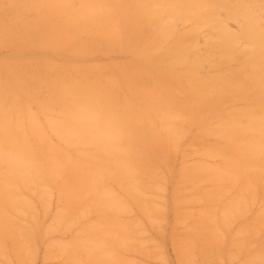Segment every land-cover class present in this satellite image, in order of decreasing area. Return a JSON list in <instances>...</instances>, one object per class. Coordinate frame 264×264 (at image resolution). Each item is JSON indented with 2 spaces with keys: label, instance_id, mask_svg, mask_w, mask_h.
I'll use <instances>...</instances> for the list:
<instances>
[{
  "label": "rangeland",
  "instance_id": "1",
  "mask_svg": "<svg viewBox=\"0 0 264 264\" xmlns=\"http://www.w3.org/2000/svg\"><path fill=\"white\" fill-rule=\"evenodd\" d=\"M162 2L165 4L167 0ZM142 3L146 8L148 5L146 6L145 3L149 4L150 0L148 2L147 0L144 2L141 0H0V95L4 97V100L2 98L0 100L2 103L0 109L2 107V113L8 109L5 114L9 113L7 116H10L8 119L10 121L6 120L7 123L9 122V130H16L14 127L20 126L17 129L21 134H25L22 137L24 139L22 145L26 147L27 154L31 148L29 162L34 165V160L40 156L38 165L43 167L37 165V172H40V174L38 172L39 177H44V179L40 178V181L44 180L40 185L44 188L42 193L41 188L40 191L38 187L34 190L33 185L39 180L38 178L35 182H28L26 191L23 188L27 182L22 183L25 184L23 188L20 186L21 183L15 182L16 188H19L15 190L21 191L19 197V194L16 195L19 191L10 192L15 187H13L14 182L10 181L7 175L11 166L0 158V184L5 183L7 187H13L7 189L10 195H2L7 191L6 188L5 191L2 190L0 199H4L6 195L11 198L7 199L8 205L5 203L7 208L11 206V200L16 196L18 201L20 199L22 201L19 203L16 198V202L12 205L17 203L19 207L16 204L18 208L15 205L13 210L3 205L5 212L10 213L8 214L10 216H7L11 219H7L6 213L2 210L1 214L5 215V218H2L7 221L6 224L8 223L9 226L10 223L11 226L16 222L20 225L19 228L16 227V231H10L4 227V223L3 229L8 231L6 235L0 228L2 231L0 264H264V151H257L254 154L250 152V155H254L257 159L252 160L251 163L249 157L245 156L249 151L244 144L249 138L258 137L264 128V101H262L264 93H255L253 89L252 94V88L248 85L249 75H246L253 73L251 69L247 71L248 67L254 65L256 67V64L258 73L264 69L261 66L264 63V50L257 57L252 55L258 47L261 49L259 52H262L264 44L255 45L248 39L241 38L240 41L238 40L239 43L225 47L222 44V36L219 37L220 31L216 27L214 29V26L209 25L212 27L210 28L208 24L203 26L192 24L194 20H184V17L180 19L179 16L175 18L172 15L174 17L171 18L169 14L166 15V11H163L160 15L162 20L176 31L169 33L163 31L160 25L159 27L146 25V30L150 28V32L148 30L147 33L150 34L152 31L153 34L148 37L147 34L144 35L145 41L151 45L152 56L151 60H145L138 48L134 47L135 39L132 33L135 27L132 23L127 26L129 20L124 21V17L133 19L135 15H141L143 8L140 6L141 8L138 9L137 6ZM238 5L243 6L240 8L237 7ZM244 6L249 7L250 13H253L252 17L257 16L255 20L259 25L263 24L260 26L262 31L264 0H224L223 9H217L219 12L217 17L219 16L218 19L223 21L228 32L234 33L235 30V33L239 34L243 13L246 14L248 11ZM228 7L235 10L236 16ZM226 9L232 13H228L225 18L223 14ZM236 10L239 11L238 15L241 12V17H237ZM165 16H168V19ZM140 17L144 18L143 15ZM171 21L173 25L170 24ZM124 24L132 28L129 27L130 30L123 28ZM193 26L197 28L194 33H192L195 30ZM190 27L193 30L190 31L189 36ZM145 29H142V32H145ZM215 31L219 33L218 36ZM167 33L172 34L169 36ZM176 35L183 37L180 40L184 45L188 40L192 43L189 46L186 42L189 46L185 54L188 62L175 65L170 72L166 64L165 52L176 45V39L180 38ZM159 36H162L161 40H158ZM149 40H152V43ZM248 44L250 50L247 51L248 48H245L247 52L242 53L244 52L242 46ZM239 48L243 51L241 52ZM232 51L234 54L231 53ZM262 55L263 57L260 58L259 56ZM193 57L198 59L194 58V60ZM223 57L227 58V61H223ZM239 57L243 58L238 59ZM234 58L236 61L233 60ZM193 61H196L197 78L201 80H190L193 81L192 83L183 74L188 70L189 63ZM235 68L241 70V78L246 76L241 80L243 90L238 88L241 78L238 79V84L231 74L237 70ZM219 74L224 75L227 80H209L220 76ZM66 76L75 80H58L65 79ZM46 78L49 80H45ZM73 81L77 83V88L82 86L93 88L100 94L112 96L120 105H124L126 110H122L124 115L120 114V118L126 126L121 124V131L124 132L127 126L132 127L129 128L131 132L127 129L132 136H128L127 132H124L125 137L116 135L117 138L114 137L112 138L114 141H110H113L114 146L104 144L106 146L103 147L99 146L98 140L83 142L82 140L88 139L85 137L77 140L78 132L82 133L81 137L90 136V132L88 129L82 131L73 129V124L69 128L64 127L63 120L66 121L67 112L70 115L74 114V90L67 88ZM196 81L200 90L194 93L190 88L197 84ZM255 107H258L257 111ZM246 109L251 111L246 113ZM231 110H235L236 115L233 116L232 114L235 113ZM30 112L31 115H35L32 116L33 121L30 119ZM252 115L257 116L256 122L259 123H255L258 124V128L252 125V129L249 126L252 124ZM18 117H22V120ZM235 119L240 123L237 120L235 122ZM30 120L38 121L36 125L39 124L37 127H40L38 128L41 130L40 133L37 128L36 132L35 127L32 129L33 124ZM16 121L19 122V126ZM52 121H55L57 129L54 128ZM248 121L251 122L247 124ZM119 126L117 134L121 132ZM175 128L178 131L174 130ZM53 129L61 134V137ZM203 129L205 132H202ZM61 131L66 134L64 140ZM129 137L132 139L131 145L128 144ZM218 145L220 148L217 150L215 147ZM108 146L115 147L112 148L119 150V154L116 155L117 152L111 147L109 150ZM101 147L108 149L104 152ZM245 148L244 155L242 152ZM103 153L109 160V167H106L108 162L105 156L103 157ZM33 154L37 155L33 156ZM245 157L248 161L244 159ZM102 159L106 161L102 162ZM134 161L140 165L146 164L141 165L143 168L141 170L137 168L139 164L136 167ZM87 164L95 166L91 167ZM220 165H225L229 172L225 167L223 168L225 173L222 169L219 170L222 167ZM187 166L194 171L189 170ZM126 167H131L136 177L133 174L128 176L125 173ZM195 167L200 170L197 171ZM131 168L127 170L131 172ZM97 169L103 170L102 179H99L101 177L99 174L102 173ZM221 170L222 173L218 172ZM96 172L97 174H92ZM218 173L221 176H218ZM132 175L134 178L131 177ZM215 176H218V179ZM129 177L135 179L140 186H136L135 189L136 184L133 185ZM8 181L13 185H9ZM127 181L132 184L134 191H130L131 187L127 190ZM30 187H33V190ZM139 190L142 191H140L142 196L138 195ZM32 191H35L33 195ZM11 193H14V196ZM149 195L155 199L153 198L154 202L151 206L153 208L148 206L147 211V205H151L150 202L153 201L152 196L150 199ZM116 197L118 199L113 200ZM119 199L122 204L114 210ZM147 202L149 204H146ZM26 206L31 208L29 209L31 212ZM18 209L23 212H19ZM63 209L64 212L61 211ZM32 210L36 216L32 214ZM236 210H238L237 214H235ZM227 211L230 213L227 214ZM226 214L230 218L228 216L226 219ZM76 215L79 216L76 218ZM72 216L73 220L70 221ZM30 217L35 219L31 220ZM74 217L77 219L76 223ZM60 218L62 221L58 220ZM53 221L55 224L58 221V226L52 227L55 225ZM69 221L73 224L71 225ZM13 227L10 229L12 230ZM48 230L49 232L46 233L45 231ZM59 242H62L63 246H60ZM66 242L67 246L64 247ZM78 245H80L79 250L76 249ZM50 246L54 247L49 248ZM56 247L58 250L62 247L61 250L64 248L66 252L58 251ZM112 255L117 258H111Z\"/></svg>",
  "mask_w": 264,
  "mask_h": 264
},
{
  "label": "bare ground",
  "instance_id": "2",
  "mask_svg": "<svg viewBox=\"0 0 264 264\" xmlns=\"http://www.w3.org/2000/svg\"><path fill=\"white\" fill-rule=\"evenodd\" d=\"M91 1H96V0H91ZM100 1V0H99ZM102 1V0H101ZM144 1H146V0H144ZM143 0H141V2H144ZM163 0H150V3L149 4H146L145 3V5L148 7H146L145 8V6H144V3H142V4H137V5H139V6H137L138 7V9H139V7L141 6L143 9V12L141 11H139L140 12V14L141 15H139L138 13V15H135V17L133 18V19H131V17H129V16H132V15H129L128 17L130 18H126V17H124V21L125 20H129V23H126L127 24V26H128V24H133L132 26H134L135 27V31L133 30V33H132V37L135 39V42H134V47H137L138 48V50H139V53H140V55H142L143 56V59H145V60H151L152 58V56H151V45L148 43V42H146L145 41V39L146 38H144L145 36V34H147V37H148V35H150L151 33H152V31H151V33L150 34H148L147 32H148V30L150 29H145V27H146V25H147V27H149L148 26V24L151 26L152 25V27L153 26H155L156 27V25H158V27H159V25H160V28L161 29H163V31H165V32H169V31H171L172 33L174 32V31H176V30H172L173 29V27L172 26H169L168 25V23L166 24L165 22H164V20H162L163 18L160 16L161 14H162V12L163 11H166V15L167 14H169L170 15V17L172 16V15H174L175 16V18H176V16H179L180 17V19L181 18H183L184 20H186V19H192V20H194V22H192V24L193 23H195L196 25L198 24H200V25H207V26H209V25H212V26H214V29H215V27H216V29H218V31H220V36L219 37H221V39H223V42H222V44L225 46V47H227V46H231L233 43H239V41H240V39L241 38H245V39H248L252 44H258L259 46H261V45H263L264 44V38H261V36L262 37H264V32H262L264 29H262V31H261V28H260V26H262V25H259L258 23H257V21L255 20V18H257V16L256 17H252L253 15V13L251 14L250 12V9H249V7L247 8V6L245 7V9H247L246 11V14L245 13H243L244 14V16H243V18L241 19V20H243V21H241L240 22V24H241V26H240V24H239V26H240V28H241V30H240V32H239V34H236L235 32V30L233 31L234 33H231V32H228V29H227V27L225 26V24H223L222 22V20H219L218 18H219V16L217 17V15L219 14V12H218V10L217 9H220V8H222L223 9V7H224V0H167V2L164 4L163 2H162ZM169 1V2H168ZM147 2H148V0H147ZM93 3V2H92ZM97 3V2H96ZM96 5V4H95ZM143 5V6H142ZM156 6H160V7H162V8H164V9H162V8H159V7H156ZM230 6V5H229ZM243 6V5H242ZM242 6H240V5H238L237 7H242ZM140 7V8H141ZM227 7V6H226ZM158 8V9H157ZM229 8V7H228ZM227 8V9H228ZM233 8V7H232ZM137 9V10H138ZM227 9H226V11H227ZM229 9H231V7L229 8ZM221 10V9H220ZM225 10V9H224ZM243 10V9H242ZM252 10V9H251ZM93 12H94V9L92 10ZM99 11V10H98ZM98 11L96 12L95 11V13H98ZM226 11L224 12L225 14H223V16H225V18H226V15H229L228 13H232L233 12V14H234V11L235 10H230V11H232V12H228L227 11V14H226ZM237 12H235V13H237V15H238V10H236ZM245 11V10H244ZM243 12V11H242ZM218 13V14H217ZM134 14V13H133ZM222 14V13H221ZM220 14V15H221ZM240 14H241V12H240ZM240 14L237 16V17H241L240 16ZM255 15H256V13H254ZM93 15V14H92ZM92 15H90V16H92ZM143 15V17L144 18H142V17H140L139 18V16H142ZM168 15V16H169ZM235 16H236V14H234ZM242 15V14H241ZM93 16H95V15H93ZM134 16V15H133ZM164 16V15H163ZM167 16V17H168ZM174 16H172V17H174ZM222 16V15H221ZM96 17H99V16H96ZM95 17V18H96ZM166 17V16H165ZM166 17V18H167ZM171 17V18H172ZM230 17V16H229ZM236 17V18H237ZM94 18V19H95ZM233 18V20H234V17H232ZM254 18V19H253ZM168 19V18H167ZM179 19V20H180ZM229 18L227 17V20H228ZM132 22H131V21ZM171 20V19H170ZM169 20V21H170ZM260 21H261V18L259 19ZM165 21H166V19H165ZM174 21V20H173ZM262 21H264V20H262ZM121 22H123V19H121ZM164 22V23H163ZM172 22V21H171ZM123 24V23H122ZM126 24H124V25H122V27L124 28H127L128 30H130L129 29V27H131L130 25H129V27H126ZM170 24H172L173 25V22L172 23H170ZM82 25V24H81ZM85 25V24H84ZM202 26H199V27H201V28H203ZM154 27V28H155ZM171 27H172V29H171ZM174 29H176V26L174 25ZM191 27H192V25H191ZM190 27V28H191ZM194 27V26H193ZM205 27V26H204ZM210 28H212L211 26H209ZM132 28V27H131ZM159 28V29H160ZM189 28V32H188V34H189V36L191 35V30H193L192 28L190 29ZM195 28V30L192 32V33H194V32H196V30H197V28H196V26L194 27ZM200 28V29H201ZM134 29V28H133ZM145 29V32H142L143 30ZM151 29H153V28H151ZM157 29V28H156ZM160 29V30H161ZM126 30V29H125ZM128 30H126L127 32H128ZM199 30V29H198ZM157 31V30H156ZM239 31V30H238ZM132 32V31H131ZM149 32H150V30H149ZM216 32V31H215ZM170 33V32H169ZM171 33V34H172ZM210 33V32H209ZM212 33V32H211ZM210 33V34H211ZM217 33V36H218V32H216ZM238 33V32H237ZM153 34V33H152ZM151 34V35H152ZM157 34V33H156ZM168 34V33H167ZM170 34V35H171ZM182 34V33H181ZM186 34V33H185ZM184 34V36H185V38H186V35ZM169 35V34H168ZM169 35V36H170ZM180 35V34H179ZM179 35H176V37H180ZM194 35V34H193ZM211 35H213V34H211ZM130 36H131V33H130ZM155 36V35H154ZM188 36V35H187ZM196 36V35H195ZM214 36V35H213ZM156 37V36H155ZM162 37V36H161ZM160 36L158 37L159 39L158 40H161L160 38H161ZM149 38H151V37H149ZM148 38V39H149ZM152 38H153V36H152ZM157 38V37H156ZM188 38V37H187ZM193 38H194V36H193ZM192 38V39H193ZM132 39V38H131ZM180 39H183V37H180L179 39H176L177 40V43H176V45H174L172 48H170L169 50H168V52L166 51L165 53H166V64H167V67H168V69L170 70V72H172L173 71V69H174V66L175 65H177V64H183V63H187L188 61H187V58H186V53H187V51H188V49H189V44H191L192 43V41H191V43L189 42L190 40H188V42L187 41H185V45L183 44V42L180 40ZM191 39V40H192ZM196 39H197V36H196ZM195 39V40H196ZM175 40V39H174ZM175 40V41H176ZM239 40V41H238ZM132 41V40H131ZM134 41V40H133ZM150 41V43H152V40H149ZM153 41H155V40H153ZM157 42V41H156ZM155 42V43H156ZM186 42L188 43V45H186ZM196 42H197V40H196ZM130 43V42H129ZM154 43V42H153ZM249 43V42H248ZM153 45V44H152ZM194 45H196V44H194ZM193 45V46H194ZM223 45H222V47H223ZM249 46V47H248ZM130 47V46H129ZM243 48H244V52H242L243 51V49H241V48H239V50L242 52V53H244L245 54V52H247V51H249L250 50V45L248 44L247 46H242ZM252 47V46H251ZM195 48H196V46H195ZM245 48H248L247 49V51H246V49ZM259 49H260V47H258L256 50H254V52H253V54L252 55H254L255 57H257L258 56V54H260L261 55V53H263V50H264V47H263V49H262V52H259ZM132 50V49H131ZM134 50V49H133ZM235 50V49H234ZM237 50V49H236ZM235 50V51H236ZM239 51V52H240ZM260 51H261V49H260ZM234 51H232L231 53L232 54H234L233 53ZM239 52H236L237 54H242V53H239ZM163 53V52H162ZM235 53V54H236ZM236 54V55H237ZM226 55V54H225ZM236 55H234V57L236 56ZM243 55V54H242ZM242 55H240V56H242ZM264 55V54H263ZM263 55L262 56H259L260 58L261 57H263ZM165 56V55H164ZM224 56V55H223ZM227 56V55H226ZM231 56H233V55H230V57ZM238 56V55H237ZM251 56V55H250ZM198 57V56H197ZM197 57H193V59L195 58V59H198ZM222 57V56H221ZM229 57V56H228ZM141 58V57H140ZM160 58V57H159ZM158 58V59H159ZM162 58H163V56H162ZM201 58V57H200ZM233 58V57H232ZM236 58V60H237V57H235ZM235 58L233 59V60H235ZM241 58H243V57H239L238 59H241ZM252 58V57H251ZM142 59V60H143ZM194 59V60H195ZM224 59V60H223ZM223 59H221V60H223V61H227V58H225V57H223ZM226 59V60H225ZM232 60V59H231ZM235 60V61H236ZM164 61V60H163ZM199 61V60H198ZM259 62H261V61H259ZM258 62V63H259ZM200 63V62H199ZM251 63H252V61H251ZM255 63V62H254ZM257 63V62H256ZM247 64V63H246ZM246 64H243V65H246ZM189 68H188V70L183 74L185 77H186V79L187 80H201V79H199V78H197V75H196V61H193V62H190L189 63ZM242 65V64H241ZM248 65V64H247ZM246 65V66H247ZM260 65V64H259ZM248 66H250V65H248ZM252 66V65H251ZM261 66L262 67H264V63H263V65L261 64ZM242 67V66H241ZM253 67H255V65L254 66H252V67H248V69H247V71L248 70H253V73L252 74H249V73H246V75L248 74L249 75V86L252 88V94H253V91L255 92V93H264V69L262 70V72L261 73H258V70H256L257 69V64H256V67L255 68H253ZM238 68V67H237ZM237 68H235V69H237ZM242 69H243V67H242ZM246 69V68H245ZM231 70V69H230ZM244 70V69H243ZM249 72V71H248ZM251 72V71H250ZM198 74V73H197ZM216 74V73H215ZM222 74V73H221ZM221 74H219L220 76H215V77H213L212 79H209V80H227V79H225L224 78V75L223 76H221ZM231 74H233V76L235 77V79L234 80H237L236 81V83H238L239 84V82H238V79L239 78H241V76H242V73H241V70L240 69H237V70H234ZM247 75V76H248ZM45 76H47V75H45ZM19 77H21V76H19ZM243 77H246V76H243ZM243 77L240 79V87H238V88H240V90H243V88L241 89V86H242V84H241V80L243 79ZM22 78V77H21ZM203 78V77H202ZM49 80V78H46L45 80ZM22 80H23V78H22ZM58 80H75L74 78L72 79L70 76H66V78L64 79V78H62V79H58ZM231 81H233V80H231ZM230 81V82H231ZM74 82V81H73ZM71 82V84H69L68 86H67V88H69V89H71V90H74V100H73V104H74V114H72V115H70L68 112H67V119H66V121H64L63 120V123L65 124V128H69V127H71L70 125H74L75 126V128H74V126L72 127L73 129H80L79 131H82L83 129H88V131L90 132V136H86V135H84V136H82L81 137V135H82V133L80 134L79 132L77 133V131H75V130H73V132L75 131V133H77V134H79L78 136V138H77V140H79V138H81V140L85 137L87 140H82L83 142L84 141H92L93 142V140H94V142L95 141H97L98 143H100L99 144V146H106L107 144L108 145H113V139L112 138H114L116 135H118L117 137H119V135H123V137H125L124 135H128V136H132V134L130 135V133H129V128H132V127H126V130H125V128H124V132H127V129L129 130L126 134L124 133V132H122L121 131V127H122V125L121 124H123V120L120 118V114H123L122 112L124 111V110H126L125 109V107H124V105L122 106V105H120V103L119 102H117L116 100L117 99H115V98H113L112 96H109L108 94H100L99 93V91L98 92H96L93 88H89V87H87V86H82V87H76V86H78L77 85V83L76 82ZM190 82H192L193 83V81H190ZM190 82H189V84H190ZM192 83H191V85H192ZM196 83H197V81H196ZM195 83V84H196ZM244 83V82H243ZM180 84V83H179ZM188 83H186V85H187ZM228 84H230V83H228ZM227 84V85H228ZM198 83L196 84V85H192L191 86V88L190 89H192V92H198L200 89L198 88ZM231 85V84H230ZM232 85H234V83L232 84ZM237 87V86H236ZM203 88V87H202ZM201 88V89H202ZM246 89V88H245ZM254 89V90H253ZM248 91V90H247ZM251 91V90H250ZM192 92H191V90H190V93L192 94ZM225 92V91H224ZM223 92V93H224ZM224 95V94H223ZM0 96H2V95H0ZM11 96V95H10ZM205 96V95H204ZM204 96H202V98L204 97ZM240 96H241V94H240ZM244 96H246V95H244ZM13 97V96H12ZM1 98H2V100H4V97L2 96V97H0V100H1ZM11 98V97H10ZM201 98V99H202ZM204 98H206V97H204ZM260 99V98H259ZM200 100V99H199ZM13 101V100H12ZM262 101H264V100H262ZM1 102V101H0ZM3 102V101H2ZM119 103V104H118ZM1 104L2 103H0V106H1ZM251 108V107H250ZM257 108V109H256ZM260 108V107H259ZM1 109H2V107H1ZM1 109H0V158H2V160L4 159V161H7L8 163L7 164H9L10 166H11V169H10V171H9V169H8V171H9V173H8V171H6L8 174V176L10 177V181H12V182H14L13 184H12V182H10V181H8V182H10V184L9 185H13V189L11 188V187H9L10 189H12L10 192H12L13 190H14V193H16L17 191H19V190H15V189H17L16 188V184H15V182H19V183H21V185L20 186H22L21 188H23V186H25V184L23 185L22 183H26L27 182V184H26V186H25V188H23V189H25V191H26V188H27V186H28V182L29 181H34L35 182V180L38 178L39 180H37V182H35V185H33V184H31L32 182H30V186H34V190H35V188H37L38 187V191H40V188H41V193H42V189H44V188H42V187H40V185L41 184H43V182H44V180H42V181H40V178H42V176L41 177H39L40 175H38V172H37V165H38V161L41 159L40 158V156H38L39 158V160L37 159V160H34L35 162H34V165L33 164H31L32 162L30 161L29 162V157H30V153H29V151L31 150V148H29V151H28V154H27V152H26V150H25V148L23 147V145H24V139L22 138L25 134H21V131L20 130H18L17 128H19L20 126V124H19V122L18 121H20V120H22L20 117H18V118H20V120L19 119H17L18 121H16V124L19 126V127H17V125H15L17 128H15L14 127V129H16V130H9V128H8V123H7V121H10V120H8L9 119V117L7 116L9 113H7V114H5V112L6 111H8V109L6 110V111H4L3 113L1 112ZM249 109V108H248ZM255 109H256V111L258 110V107H255ZM262 109V108H261ZM123 110V111H122ZM3 111V110H2ZM129 111V110H128ZM235 110H231V112L232 113H235V114H232L233 116L234 115H236V112H234ZM247 111H251V109L250 110H247L246 109V113H247ZM126 112V111H125ZM243 112H245L244 110H243ZM33 113V112H32ZM239 113V115L241 114V111L240 112H238ZM252 114H253V111L251 112ZM1 114H2V116H1ZM36 114V113H35ZM257 114V113H256ZM3 115H5V116H3ZM30 115H31V112H30ZM124 115V114H123ZM254 115H255V111H254ZM254 115H252V118H251V121H252V124H250L249 126H251V128L254 126V128H255V126H256V128H258V124H256V123H259V122H256V120H257V116L255 117ZM32 116H35L34 114L33 115H31L30 117V119H32L33 117ZM125 116H127V115H125ZM219 116V115H218ZM247 116V115H246ZM249 116H250V114H249ZM8 117V118H7ZM26 117V116H25ZM7 118V119H6ZM35 118V117H34ZM254 118V119H253ZM132 119V118H131ZM130 119V120H131ZM238 119V118H237ZM237 119H235V122H236V120ZM248 119H250V117L248 118ZM7 120V121H6ZM36 120V119H35ZM34 120V122H32L33 121V119H32V121L30 122V123H32L33 125L31 126L32 127V129H33V127H35L34 128V131H35V129L37 128V131H39V133L41 132V130H39L38 128H40V127H37L39 124H37L36 125V122H38V121H35ZM232 120V119H231ZM123 121V122H122ZM223 121V120H222ZM224 121H227V120H224ZM233 121V120H232ZM247 121V120H246ZM251 121H248L247 122V124H249ZM18 122V123H17ZM22 121H20V123H21ZM52 122H54V128H56V123H55V121H52ZM131 122H133L132 120H131ZM130 122V123H131ZM218 122V121H217ZM228 122V121H227ZM230 122V121H229ZM237 122H239L238 120H237ZM256 122V123H255ZM125 123V122H124ZM173 123H175V122H173ZM220 123V122H219ZM221 123H223V122H221ZM232 123V122H231ZM240 123V122H239ZM238 123V124H239ZM24 124V123H23ZM34 124L36 125V126H34ZM119 124L121 125V126H119ZM229 124V123H228ZM227 124V125H228ZM233 124V123H232ZM235 124V123H234ZM233 124V125H234ZM246 124V127L248 126ZM58 125V124H57ZM59 125H61V124H59ZM58 125V126H59ZM124 125V124H123ZM213 125V124H212ZM222 125V124H221ZM224 125V124H223ZM233 125H232V127H233ZM240 125V124H239ZM239 125H237L238 127H239ZM253 125V126H252ZM118 126L120 127L119 129H120V131L121 132H119L120 134H117L118 133ZM124 126H126V124L124 125ZM218 126H219V124H218ZM225 126V125H224ZM242 126V125H241ZM21 127H22V125H21ZM52 127V126H51ZM178 127H180V125L178 126ZM216 127V126H215ZM227 127H229V126H227ZM236 127V126H235ZM234 127V128H235ZM244 126H242V128H243ZM11 128H13V127H11ZM58 128V127H57ZM56 128V129H57ZM220 128H221V126H220ZM224 129H225V127H223ZM231 128V127H230ZM245 128V127H244ZM247 128H249V127H247ZM31 129V130H32ZM71 129V128H70ZM210 129V128H209ZM208 129V130H209ZM223 129V131H225ZM253 129V128H252ZM251 129V130H252ZM54 130V129H53ZM60 130L61 129H59V132H60ZM72 130V129H71ZM133 130H134V123H133ZM174 130H177L176 128L174 129ZM173 130V131H174ZM215 130V129H214ZM250 130V129H249ZM55 131V130H54ZM178 131V130H177ZM176 131V132H177ZM234 131V130H233ZM232 131V133H234ZM239 131V130H238ZM36 132V131H35ZM56 132V131H55ZM61 132H63V131H61ZM131 132V131H130ZM202 132H205L204 131V129H203V131ZM220 132H221V130H220ZM226 132V131H225ZM57 133V132H56ZM123 133V134H122ZM133 133V132H132ZM244 133V132H243ZM37 134V133H36ZM57 134H59V133H57ZM63 134H64V132H63ZM134 134V133H133ZM176 134V133H175ZM219 134V133H218ZM217 134V135H218ZM221 134V133H220ZM224 134H226V133H224ZM228 134V133H227ZM230 134V136H231V132L229 133ZM241 134V133H240ZM60 135V137H61V134H59ZM222 135H223V133H222ZM233 135V134H232ZM246 135V134H245ZM225 136V135H224ZM224 136H223V138H224ZM255 136V135H254ZM63 137H65V138H62L63 140L64 139H66V134H64L63 135ZM117 137H115L114 139H116ZM121 137V136H120ZM218 137H219V135H218ZM229 137V136H228ZM227 137V138H228ZM239 137V136H238ZM237 137V138H238ZM222 138V139H223ZM226 138V137H225ZM226 138V139H227ZM231 138H232V136H231ZM23 139V140H22ZM127 139V138H126ZM230 139V138H229ZM239 139V138H238ZM243 139V138H242ZM111 140H113L112 142H110ZM244 140V139H243ZM21 141H22V143H21ZM67 141H69V139L67 138ZM81 141V142H82ZM100 141V142H99ZM132 141V139H130V137H129V139H128V144L129 145H131V142ZM236 141V140H235ZM25 142H27L26 140H25ZM70 142V141H69ZM79 142V141H78ZM103 144H102V143ZM221 142V141H220ZM239 142V141H238ZM241 143H244V141L242 142V141H240ZM246 143H244V144H246V147H247V149H248V151H249V153H247L246 152V154L248 155H245V150H246V148L244 149V151L242 152L246 157H249L248 158V160L250 159L251 161V163H252V160H254L255 159V156L254 155H250V152H252L251 154H254L255 152H263L264 151V128H262V130H261V132H260V135L258 136V137H253V138H249L247 141H245ZM112 143V144H111ZM23 144V145H22ZM26 144V143H25ZM104 144H106V145H104ZM218 143H217V141H216V145H217ZM240 144V143H239ZM243 144V145H244ZM215 145V144H214ZM219 145H220V143H219ZM219 145L218 146H216L215 147V149H217L218 150V148H220L219 147ZM243 145H241L242 147H245V146H243ZM114 146V145H113ZM112 146V147H113ZM221 146V145H220ZM224 146V145H223ZM4 147V148H3ZM101 147V148H102ZM109 147V146H108ZM111 147V146H110ZM109 147V150L112 148H110ZM129 147H131V146H128V148ZM212 147V146H211ZM101 148H100V150H101ZM114 149H115V147H113ZM112 148V149H113ZM213 148H214V146H213ZM213 148H212V151H213ZM108 149V148H107ZM107 149H104V148H102V150L105 152ZM113 149V151H116L117 152V154L116 155H118L119 153H118V151L119 150H114ZM207 149V148H206ZM31 152V151H30ZM218 152H220V151H218ZM99 154H101L100 152H98ZM264 153V152H263ZM98 154V155H99ZM36 156L37 154H33V156ZM39 155V154H38ZM103 155V157L105 156V158H106V160L105 159H102V162H104V160L106 161V162H108L109 160L107 159V156L103 153L102 154ZM256 155V154H255ZM101 156V155H100ZM230 156V155H229ZM229 156H227V157H229ZM243 157V156H242ZM246 157L244 158V159H246ZM32 158V157H31ZM34 158V157H33ZM100 158H102V157H100ZM230 158H232V156H230ZM230 158H227V160H229ZM253 158V159H252ZM1 160V161H2ZM32 160V159H31ZM101 160V159H100ZM231 160V159H230ZM229 160V161H230ZM247 160V159H246ZM246 160H244V162H247ZM257 159H255L254 161H256ZM253 161V162H254ZM3 162V161H2ZM1 162V163H2ZM105 162V163H106ZM115 162H117V161H115ZM135 162V161H134ZM230 162H232V161H230ZM243 162V161H242ZM243 162V163H244ZM37 163V164H36ZM110 163H112V161L110 162ZM136 163V162H135ZM108 165L106 166V167H109V162L107 163ZM118 164V163H117ZM120 164V163H119ZM118 164V165H119ZM128 164V163H127ZM134 164V163H133ZM137 164H139L138 165V167H137ZM146 164V163H145ZM145 164H142L141 163V165L143 166V165H145ZM225 164V163H224ZM87 165H90V164H87ZM113 165V164H112ZM130 165H132L131 163H130ZM129 165V166H130ZM141 165H140V163H136V167L137 168H139V169H143V168H141ZM91 167L92 166H95V165H90ZM98 166V165H97ZM128 166V167H129ZM140 166V167H139ZM222 166V167H221ZM38 167H43V166H40V165H38ZM89 167V166H88ZM91 167H89V168H91ZM119 167V166H118ZM128 167H126L128 170L131 168H128ZM147 167V166H146ZM148 167H150L149 166V164H148ZM147 167V168H148ZM193 167V166H192ZM199 167V166H198ZM220 167L221 168H219V170L220 169H222L223 171H224V167H225V165L223 166V165H220ZM99 168V167H98ZM102 168V167H101ZM117 168V167H116ZM133 168L135 169V167L133 166ZM187 168L189 169V170H191L188 166H187ZM196 168V167H195ZM218 168H217V170H218ZM226 168V167H225ZM42 169V168H41ZM125 170L126 172L125 173H127V175L129 176V175H131V174H133L134 175V173H132L133 172V170H132V168H131V172H129L128 170ZM185 169H186V167H185ZM188 169H186V171L188 170ZM91 170H92V168H91ZM98 170V169H97ZM135 170H137V169H135ZM196 170H197V168H196ZM195 170V171H196ZM198 170H200V168H198ZM197 170V171H198ZM218 171V172H220V173H222L223 171ZM225 170H228V168H226ZM99 171V170H98ZM100 171H101V169H100ZM99 171V172H100ZM192 172L194 171V169L193 170H191ZM41 172H42V170H41ZM99 172H98V174H99ZM119 172V171H118ZM228 172H229V170H228ZM49 173V172H48ZM91 173V172H90ZM100 173H102L101 175L99 174V179H102V177H103V170L100 172ZM128 173H130V174H128ZM215 173V172H214ZM220 173H218V176H221V174ZM224 173H225V171H224ZM4 174H5V172H4ZM39 174H40V172H39ZM92 174H97V172L96 173H92ZM106 174V173H105ZM116 174V173H115ZM120 174L121 173H119V176H120ZM195 174H197V173H195ZM217 174V173H216ZM215 174V175H216ZM220 174V175H219ZM229 174V173H228ZM228 174H227V177H228ZM232 174V173H231ZM6 175V174H5ZM4 175V176H5ZM6 175V176H7ZM106 175H108V173L106 174ZM105 175V176H106ZM133 175L131 176L132 178H134L133 177ZM104 176V177H105ZM135 176V175H134ZM193 176H194V174H193ZM217 176V177H218ZM225 177H226V175H224ZM223 176V178H225ZM131 177H129L128 179H130V180H132L133 182V185H135V189L137 188L136 186H140V185H137V182H135L136 180L134 179H132ZM136 177V176H135ZM216 177V176H215ZM216 177V178H217ZM42 179H44V177L42 178ZM47 179V178H46ZM119 178H116V180H118ZM121 179V178H120ZM128 179H126V180H128ZM218 179V178H217ZM220 179H221V177H220ZM4 181V180H3ZM2 181V182H3ZM38 181H40L39 183H38ZM121 181H122V179H121ZM121 181H118V182H120L121 183ZM129 181V180H128ZM127 181V182H128ZM42 182V183H41ZM126 182V183H127ZM135 182V183H134ZM4 183V182H3ZM36 183H38V184H36ZM66 184V183H65ZM124 184V183H123ZM128 184V186L126 187L127 188V190L129 189V187H131V189H130V191L132 192V191H134V189L132 188L133 186H132V184L130 185V182H128L127 183ZM18 185V184H17ZM37 185V186H36ZM68 185V184H67ZM70 186H71V183L69 184ZM0 193H1V191L3 190V191H5V188H6V190L7 189H9L6 185H5V183L4 184H0ZM3 187H4V189H3ZM65 189L67 188V187H64ZM145 188V187H144ZM9 189V190H10ZM19 189V188H18ZM30 189H32L33 190V187L31 188L30 187ZM122 189H123V187H122ZM9 190H7L5 193H2V195H5V194H8V195H10V192H9ZM37 190V189H36ZM2 191V192H3ZM16 191V192H15ZM24 191V190H23ZM69 191V190H68ZM138 191V190H137ZM141 190H139V192H137L138 193V195H141L142 196V194H141V192H140ZM8 192V193H7ZM14 193H11L12 195L14 194ZM19 193H21V191H19L18 193H16V195L17 194H19ZM33 193H35V191L33 192L32 191V195H33ZM45 193V192H44ZM135 193H136V190H135ZM140 193V194H139ZM39 194V193H38ZM60 194H62L61 192H60ZM2 195H0V196H2ZM41 195V194H40ZM44 194H42V196H43ZM75 195V194H74ZM73 195V196H74ZM131 195V194H130ZM14 196V195H13ZM19 197H20V194L18 195ZM115 196V195H114ZM113 196V198H115ZM133 196V195H132ZM152 196V195H151ZM151 196L149 195L148 197L151 199ZM140 197V196H139ZM147 197V199H149ZM157 197V196H156ZM0 198H2V197H0ZM6 198V199H5ZM16 198H17V196H16ZM15 198V199H16ZM22 198V197H21ZM154 197L152 196V199H153ZM7 199H11L9 196L7 197V195L4 197V199H0V201H2V202H4V203H2V202H0L1 204H0V207H2L3 205H5L6 206V204H7V202H9V200H7ZM14 199V198H13ZM11 200L12 201V203L13 202H16V200L14 201V200ZM20 199V198H19ZM118 198L116 197V199H113V200H117ZM121 199V198H120ZM119 199V201H118V204L117 205H115V203H117V201L115 202V203H113L112 202V204H114L115 205V209L114 210H116L117 209V207L120 205V204H122V203H120V201L122 200H120ZM150 199L148 200L149 202H150ZM155 199V198H154ZM154 199H153V201L151 200V205L147 202L146 204H149V205H147V207H146V210L148 211V206H149V208H153V207H151L152 206V203L154 202ZM157 199H158V197H157ZM156 199V200H157ZM7 200V201H6ZM23 200V199H22ZM139 201L141 200L140 198L138 199ZM6 201V202H5ZM17 201H18V198H17ZM20 201H21V199H20ZM20 201H18L19 203H22V201L20 202ZM29 201V200H28ZM6 203V204H5ZM12 203H10L11 204V206L9 205L8 206V208L9 207H11V208H9L10 210H13L15 207V205L17 204V203H15V205H12ZM26 203V202H25ZM23 203L24 205H26V204H28V203ZM35 204V203H34ZM8 205V204H7ZM18 205V207H19V204H17ZM17 205H16V208H18L17 207ZM23 205V206H24ZM33 205V204H32ZM32 205H29L30 207H32ZM29 206L26 208L27 210H29V209H31V208H29ZM154 206V205H153ZM34 207H35V205H34ZM112 207V206H111ZM154 207H156L157 208V206H154ZM4 208V206L2 207V209L0 208V217H1V225H0V228H1V230H3V231H5L6 229L4 228L3 229V225H4V223H5V225H7V226H5L4 225V227H6L7 229H9L10 231H16V229L17 228H19L18 226L20 225H18V224H16V222H15V225H17V226H15V225H12L11 224V226H10V223H9V226H8V223L6 224V220L4 219L5 217H7V219H9L8 218V216H10V215H8V214H10V213H6L5 212V210L3 209ZM5 208H7V206L5 207ZM7 208V209H8ZM36 208V207H35ZM66 208V207H65ZM64 208V209H65ZM112 208H114V206L112 207ZM159 208V207H158ZM157 208V209H158ZM234 208H236V209H238L237 207H233V209ZM64 209L63 210H61L62 212H64ZM121 208H119V210H120ZM2 210H4V212L6 213L5 215H2L1 214V212H2ZM17 210V209H16ZM15 210V211H16ZM18 210H20V209H18ZM152 210V209H151ZM151 210H149V211H151ZM241 210H242V207H241ZM240 210V211H241ZM30 211V210H29ZM33 211V210H32ZM118 211V210H117ZM19 212H23V211H19ZM31 212V211H30ZM65 212H66V210H65ZM116 212V211H115ZM228 212L229 211H227L226 213L228 214ZM238 213V210H236L235 211V214H237ZM68 213L70 214V211H68ZM118 213V212H117ZM230 213V212H229ZM4 214V213H3ZM21 214H23V213H21ZM25 214L27 215V213L25 212ZM25 214H23L24 216H25ZM32 214H34L35 215V213H34V211L32 212ZM31 214V215H32ZM66 214V213H65ZM68 214V215H69ZM225 215L226 216V219H228V216L229 215ZM8 215V216H7ZM30 215V214H29ZM231 215V214H230ZM5 216V217H4ZM36 216V215H35ZM71 216V215H70ZM69 216V217H70ZM77 216H79V215H76V218H77ZM224 216V217H225ZM233 216V215H232ZM2 217H4V218H2ZM32 217V216H31ZM31 217H30V219H31ZM33 218V217H32ZM54 218V217H53ZM64 218H65V216H64ZM63 218V219H64ZM75 217H74V219H76ZM229 218H230V216H229ZM35 219V218H34ZM34 219H31V220H34ZM57 219V218H56ZM62 218H60V219H58V220H61ZM225 219V218H224ZM5 220V221H4ZM9 220H11V219H9ZM13 220H15V219H13ZM73 220V216H72V219H70V221H72ZM54 221H55V219H54ZM53 221V222H54ZM62 221V220H61ZM69 221V222H70ZM56 222V221H55ZM55 222L53 223V224H55ZM77 222V219L75 220V223ZM34 223H35V221H34ZM59 223H60V221H59ZM72 222H70V224H71ZM52 224V223H51ZM50 224V225H51ZM52 224V225H53ZM58 224V221H57V223L55 224V225H53L52 227H55V226H58L57 225ZM68 225H69V223H67ZM73 224V223H72ZM71 224V225H72ZM68 225H66V226H68ZM15 228H14V227ZM70 226V225H69ZM9 227V228H8ZM10 227H13L12 228V230L10 229ZM17 227V228H16ZM51 227V228H52ZM22 227H20V229H21ZM48 228V227H47ZM50 228V231L52 230ZM88 228H90V226L88 227ZM31 229V228H30ZM91 229H92V227H91ZM95 229V228H94ZM47 230V229H46ZM93 230V229H92ZM21 231V230H20ZM1 232L2 231H0V236H2L1 235ZM22 232V231H21ZM31 232H32V230H31ZM46 233H48L49 232V230L48 231H45ZM4 233V235H6L5 233H8V231L6 232H3ZM17 233H18V230H17ZM117 234V233H116ZM20 235V234H19ZM23 235V234H22ZM76 241H78V240H76ZM104 241V240H103ZM78 242H80V241H78ZM62 242H59V244H60V246L62 245L63 246V244H61ZM82 243V242H81ZM104 243V242H103ZM55 246H57L56 244H57V242H56V244L55 243H53ZM73 244V247H74V242L72 243ZM81 245V244H80ZM80 245H78V248H76V249H78L79 250V247H80ZM67 246V242H66V244L64 245V247H66ZM77 246V245H76ZM51 247H54V246H50L49 248H51ZM57 248V250H58V247H56ZM62 248V247H61ZM61 248H60V250H58V251H62L63 252V250H64V248H63V250H61ZM67 248H69V245H68V247ZM115 250V249H114ZM65 251V250H64ZM77 251V250H76ZM259 251V250H258ZM66 252V251H65ZM79 252V251H78ZM77 252V253H78ZM76 253V252H75ZM113 253V252H112ZM117 253V252H116ZM19 255V254H18ZM118 255V254H117ZM46 256V255H45ZM111 256V255H110ZM113 257H111V258H117V257H114V255H112ZM118 257H120L119 255H118ZM257 257V256H256ZM255 257V258H256ZM21 259H22V257H21ZM112 259H109V261H111ZM118 260V259H117ZM259 260V259H258ZM112 263H113V261H112ZM114 264V263H113Z\"/></svg>",
  "mask_w": 264,
  "mask_h": 264
}]
</instances>
